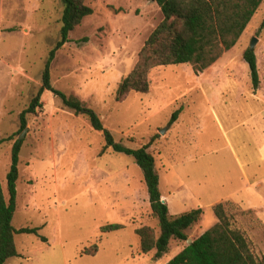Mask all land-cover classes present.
<instances>
[{
    "label": "rangeland",
    "instance_id": "rangeland-1",
    "mask_svg": "<svg viewBox=\"0 0 264 264\" xmlns=\"http://www.w3.org/2000/svg\"><path fill=\"white\" fill-rule=\"evenodd\" d=\"M84 4L92 14L56 52L50 66L52 86L95 112L116 142L131 149L148 145L169 215L203 211L186 231L189 240L217 223L213 206L223 202L232 228L244 235L260 260L264 0L236 45L211 69L196 75L190 64L154 68L148 74V92H131L120 102L115 100L118 85L163 16L153 0ZM62 10L61 0H0V180L8 197L11 149L24 135L12 226L40 228L38 234L47 239L16 235L19 257L5 264H166L187 242L172 240L160 259L155 251L140 254L135 231L149 227L158 235V223L142 172L131 157L110 149L102 154L101 133L50 92H44L42 107L27 115L26 129L20 131V114L41 87L48 54L59 40ZM252 39L257 90L243 60ZM240 189L243 200L224 202ZM108 224L125 228L102 234ZM93 245L98 246L96 255H84Z\"/></svg>",
    "mask_w": 264,
    "mask_h": 264
},
{
    "label": "trees",
    "instance_id": "trees-1",
    "mask_svg": "<svg viewBox=\"0 0 264 264\" xmlns=\"http://www.w3.org/2000/svg\"><path fill=\"white\" fill-rule=\"evenodd\" d=\"M84 1L61 0L63 10L59 40L48 54L41 76V87L28 107L20 114V131L26 129L27 115H35L42 107L41 98L44 92H50L76 116H85L91 128L101 133L104 140L102 154L110 149L115 154L131 157L142 172L149 207L158 223V235L149 227L135 231L139 239V251L142 255L155 251V257L160 259L168 252L172 240L187 242L186 231L199 221L202 209H193L171 217L167 204L162 202L159 176L155 169L154 157L148 151V145L131 149L116 142L95 112L77 98L66 96L51 84L50 66L56 52L68 42L69 34L82 20L92 14V10ZM153 1L158 6L163 20L146 40L132 71L119 83L115 94L117 102L122 101L131 92L146 94L149 90L148 74L154 68L190 64L194 74L203 73L236 45L263 0ZM243 60L249 67L253 90H257L259 77L254 51L247 49L243 53ZM180 112L181 109L173 113L171 123L177 119ZM21 147L22 141L16 140L11 149V163L6 176L8 197L4 194L0 180V264L19 257L15 245L16 235H33L42 242H47L45 237L38 234L40 228L15 229L12 226L16 210V183L19 178ZM213 213L217 223L187 244L166 264H264V256L258 260L249 241L240 231L232 228L225 205L222 203L214 205ZM124 228L121 224H108L100 231L105 234ZM97 251L98 246L93 245L89 251L84 252V255L95 256Z\"/></svg>",
    "mask_w": 264,
    "mask_h": 264
},
{
    "label": "crops",
    "instance_id": "crops-1",
    "mask_svg": "<svg viewBox=\"0 0 264 264\" xmlns=\"http://www.w3.org/2000/svg\"><path fill=\"white\" fill-rule=\"evenodd\" d=\"M216 64V63H215ZM215 64H213L211 67H209L208 69H211L213 66H215ZM207 69V70H208ZM244 188V187H243ZM242 188V189H243ZM242 189H240L238 192H235L234 194H230L229 196H227L226 197V199L224 200V202H229V201H235V200H239V201H241V200H243V197H241V190ZM235 196V197H234ZM163 199H162V201H164L165 203H166V199L164 198V197H162ZM221 203H223V202H221ZM168 206V205H167ZM169 209V208H168Z\"/></svg>",
    "mask_w": 264,
    "mask_h": 264
},
{
    "label": "water",
    "instance_id": "water-1",
    "mask_svg": "<svg viewBox=\"0 0 264 264\" xmlns=\"http://www.w3.org/2000/svg\"><path fill=\"white\" fill-rule=\"evenodd\" d=\"M254 44H255V40L254 39H252V41H251V44H250V50L252 51L253 50V47H254ZM24 135H21V137L19 138V140H21V138L23 137ZM162 202H164V201H162ZM191 243V240H187V244H190Z\"/></svg>",
    "mask_w": 264,
    "mask_h": 264
}]
</instances>
